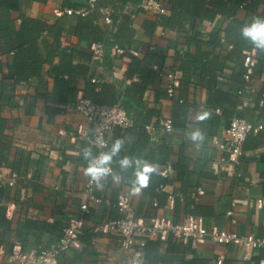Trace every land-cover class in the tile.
Instances as JSON below:
<instances>
[{"label": "crops", "instance_id": "1", "mask_svg": "<svg viewBox=\"0 0 264 264\" xmlns=\"http://www.w3.org/2000/svg\"><path fill=\"white\" fill-rule=\"evenodd\" d=\"M261 1L248 0L232 17L244 23L253 16L264 17ZM66 2L67 0H18L19 9L9 10V16L15 22L23 15L49 23H61L62 34L55 44L58 57L54 62L58 61L60 54L70 53L73 45L84 47L87 42L84 39L78 40L74 16L54 14V9L67 6ZM70 2L71 5H79L83 0ZM130 8H138L131 15L134 33L130 43H125L122 46L123 51L115 54L111 49V33L106 35L107 54L102 62L90 63L92 76L97 80L92 82L90 78L77 77L74 81V100L80 96L88 97L90 92L102 102L129 100L125 95L126 89H129L132 82L140 81L139 72H133L129 68L134 58L141 62L140 68H151L155 71L158 68L154 66H158L161 61L162 68L168 65L176 66L173 59L176 50L179 53L195 51L194 38H188L160 23L154 27L151 35L147 34L145 21H158L159 14L143 11L138 5ZM229 18L217 16L214 21L200 22V38L204 39L201 49L209 52L210 56L219 54L221 49L211 47V32L214 28H222ZM103 30L105 31L104 28ZM84 34L86 35L85 32ZM45 37L51 44V37ZM87 38L91 39L90 42L94 41L92 35ZM222 48L226 51L230 49L224 45ZM0 55V62L3 64V72L0 71V116L6 120V126L0 130V264H11L6 257L14 241L19 240L23 247L54 242L62 226L73 216L80 218L82 222L79 247L61 252L57 258L58 264H121L123 256L118 245L119 237L111 229L95 227L118 216L119 209L115 202L121 195L130 199L136 215L144 221L153 215L172 220L174 212L167 206V199L165 203L154 206L155 198L143 196L142 189L133 191L132 182L128 184L122 180L119 159H113L111 167L120 179L114 181L109 175L99 184L94 182L92 192L102 201L88 198L83 192L87 180L83 169L87 162L82 156V150L89 147L95 149L89 141L91 123L83 114L68 106V103L52 104L42 98H36L31 106L37 94L52 88L54 78L49 65H43L42 81L32 76L27 82L18 83L13 81V76L9 73L13 50L8 41L2 38ZM217 63L208 64V72H204L201 77L192 76L188 84L178 88V95L192 102L195 108L190 109L187 123L173 126L172 132L168 133V145L172 163L177 157H184L187 171L184 179L189 191L183 194L182 179L179 180L176 175L167 178L161 191L171 193L173 199L180 200L178 220L192 214L188 210L193 201L204 206L202 217L206 226L216 225L233 229L238 234L253 233L264 236V207L258 209L255 205V199L264 194L261 181L264 146L256 141L246 142L237 165L241 176L236 177L233 173L234 166L219 160L221 153L214 144L222 125L228 120L226 117L221 118L216 135H203L200 141L191 139V132L197 130L200 110L208 111L205 102L209 86L229 92L238 104L237 110L250 120H257L253 105L258 98L260 86L264 83V72L260 76H253L241 91L237 92L230 88L229 69L225 68L222 59L217 60ZM161 80L160 77L158 80L150 77L142 92V103L163 117H171L175 101L167 97ZM90 84H93V90L90 89ZM216 113L220 114L221 111L216 110ZM155 117L153 116V119ZM78 127H82L86 132L84 136L77 134ZM162 133L164 132L160 135ZM146 136V130L139 123L128 127H114L108 134V145L111 146L117 138H123L125 144L121 149L122 156L129 155L132 149H136L138 157L143 159L153 153V160L150 162L155 165V172L158 174L160 167L157 163L160 156L152 151L153 144ZM12 172L16 173V178L14 183L10 184L8 180ZM196 187L201 188L203 194L193 197L190 191ZM231 200L235 202V206L233 215L229 216L226 211ZM83 203L87 205L85 211L80 208ZM230 218L235 221L231 222ZM34 223H44L47 228H36ZM148 238L156 239L154 236ZM166 238L167 236L160 237L158 246V251L163 254L167 247ZM173 241L176 242L174 247L176 244L177 249L168 252V255L175 261L185 259L194 260L195 264H210L218 254H223V264H264V248L252 249L251 257L247 259L244 258L243 248L233 243L213 242L209 238L202 242L179 239ZM75 254H80L81 259L72 263ZM155 264L164 262L158 260Z\"/></svg>", "mask_w": 264, "mask_h": 264}, {"label": "trees", "instance_id": "2", "mask_svg": "<svg viewBox=\"0 0 264 264\" xmlns=\"http://www.w3.org/2000/svg\"><path fill=\"white\" fill-rule=\"evenodd\" d=\"M140 1L141 0L97 1V5H111L113 7L111 18L115 29L110 32V37L112 36V44L114 41V43L121 49H123L122 46L125 43L129 44L131 41V37L134 33L131 15L134 13L133 11L136 9L138 10V8H129L125 12H123V10L127 3H130L132 6H137ZM243 1L244 0H166L167 11L159 14L158 21H145V32L149 35L152 34L154 27L160 23L168 28L175 29L179 34L196 40V49L193 53H179L177 50L174 52L173 59L176 62V66L172 67H176L181 73L179 87L188 84L191 77L194 75L201 77L204 72H208V67H206L208 64H218L219 61L217 63V60L222 59L225 68L229 69L228 78L230 79V88L235 89V91L238 92L246 84L243 77L246 67L244 66L243 61L244 51L248 50H254L255 58L257 60L252 68L251 77L260 76L264 72V51L256 49L249 41L241 36L240 26L244 24V22L238 18L232 17ZM78 4L81 6L84 5L85 0ZM66 5L77 6V4L74 3L71 5L70 0H67ZM12 8L16 10L19 9L18 0H0V38L8 41L13 50V58L9 72L10 76H13V81L18 83L27 82L32 76H36L39 78V81H42V69L44 63H46L49 65L51 74L54 78L52 88L51 90H46L44 93L37 94L30 105H34L36 98H42L46 102L59 105H66L69 102H73L75 79L77 77H87L89 79L93 74L90 65L91 54L88 46L96 41L105 40L106 43L108 41L102 25L96 22V19L99 18V13L97 11H91L86 16L78 14L70 15L74 16L77 22L76 33L78 35V40H86V45L84 47H81L79 44L73 45L70 53L60 54L58 61L54 62V59L58 57V51L56 50L55 44L62 34L61 23H49L39 18L23 15L19 17L18 22H15V20L11 19L9 16V10ZM217 16L231 18L227 19L222 28H214L211 32V35L213 36L211 47H219L221 49L219 54H212L210 56L209 52L201 49L204 39L200 38V22L202 20L214 21ZM46 35L51 37V44L48 43L45 37ZM89 35L93 36L92 40L94 41L90 42L91 39L87 38ZM221 38L231 45L229 50L226 51L222 48L223 43L220 40ZM140 64V61H136L135 58L133 59V63L129 68H131V71L133 72H139L140 81L132 82L129 89H126L125 95L130 101L124 99L121 102L132 110L133 123H139L144 127L145 124H148L153 120V116H158L159 113L148 109L143 105L142 92L145 85L150 81V77H154L157 80L159 77L161 78L160 72L163 63L161 61L157 66L158 70L155 71L151 68H140ZM0 71L3 72V64L1 62ZM90 85V89L93 90V84ZM87 96L94 101H98L95 94L92 92L88 93ZM178 98L181 100H174L175 102L171 112L173 126L187 123L190 109L195 108L192 102L183 98L182 95L179 94ZM205 105L208 111H204V109L200 110L199 117L205 112L209 113V115L204 119L199 118L197 129H199L206 137L216 135L221 118L226 117L229 120L233 116H241L250 120L237 110L238 104L233 95L229 92L219 91L213 86L207 87ZM253 109L257 112V120L251 121L262 122L263 127L256 134H249L246 137L242 149L244 145L246 146L247 141L250 143H254V141L257 143L260 142V144L264 146V83L260 86L258 98L253 105ZM216 110L221 111V113L217 114ZM153 123L158 127V120H154ZM226 123L224 122V124ZM5 126L6 120L0 116V130ZM118 127L119 126H116V128ZM146 137L149 139V135ZM169 138L170 134L164 132L159 135L157 143H153L149 140L153 144L152 151L160 156L159 162L157 163L160 168L165 164L166 160L171 159V150L168 145ZM109 146L110 145L107 144L105 147L101 148L100 151L106 150ZM92 151L97 153L96 148L92 149ZM122 154V151H120L118 156L113 159H119L122 157ZM128 156L138 157V152L136 149H132ZM146 159L149 162L152 161L153 153L147 155ZM183 160V155L177 157V160L173 161L172 166L175 171V177L179 180L182 179L183 184L180 181L181 190L183 194H186L189 189H186L184 176L187 171ZM119 172L122 175L123 182L128 184L132 182V168L123 171L119 170ZM165 181H167V178L161 176L159 173L157 174L154 172L151 174L147 186L142 188L143 196L147 195L149 199L155 198L156 203L159 205L165 203L167 194L156 189L159 184L164 183ZM261 181L264 186V155ZM190 205L191 206L188 210L189 213L201 214V216L204 214L203 210L205 209L203 205L196 204L193 201ZM179 209L180 200L175 198L172 206L174 212L172 221L174 222L179 221L177 217ZM34 227L46 229L47 225L44 223H34ZM61 230L62 228L60 229L59 234L61 233ZM174 239L177 238H174L171 235L167 236V247L163 254L158 251V246L161 241L160 237L156 236V239L153 240L148 238L144 247V259L141 264H155L158 260L163 261L164 264H195L194 260L184 259L175 261L170 259L168 252L177 249L176 244L174 247V243H176L173 241ZM80 259V254H75L72 263L78 262Z\"/></svg>", "mask_w": 264, "mask_h": 264}, {"label": "built area", "instance_id": "3", "mask_svg": "<svg viewBox=\"0 0 264 264\" xmlns=\"http://www.w3.org/2000/svg\"><path fill=\"white\" fill-rule=\"evenodd\" d=\"M97 1L85 0V4L82 6L56 8L54 9V14H78L86 16L91 11H97L99 18L96 19V22L103 26L105 35L108 36L115 29L111 18L113 7L111 5H97ZM247 2L248 0H244L240 7H243ZM261 4L264 14V0L261 1ZM131 6L130 3H127L123 12ZM138 6L144 11H154L157 14L164 13L167 7L166 0H141ZM220 40L226 48H231V45L226 43L223 38ZM88 47L91 54L90 63L98 64L102 62L108 51V45L105 40L93 42ZM111 49L115 54L123 51L115 43L111 45ZM256 61L254 50L244 51L243 63L246 71L243 77L246 82L252 78L251 72ZM154 68L158 67L154 66ZM160 76L167 97L172 98L173 101H180L181 99L178 98L177 93L181 77L180 71L177 68H173L172 65H168L161 68ZM90 80L96 82L97 79L93 75L90 77ZM67 105L83 114L91 123V137L89 141L97 149V152H100V149L103 148L101 145L106 146L108 144V134L114 127H126L133 123L132 110L121 101L115 103L98 102L90 97L80 96ZM154 120H158V127L153 123ZM144 127L149 135V140L153 143H157L161 132L170 133L173 130L171 117H163L161 115L156 116L150 123L145 124ZM262 127V122H252L245 117L233 116L226 124L222 125L219 134L215 138V147L221 153L219 160L233 165V173L236 177L241 176V171L237 169V165L243 152V142L249 134H256ZM77 134L84 136L86 132L82 127H78ZM158 173L166 178L174 177L175 171L172 166V160H166L165 164L158 170ZM15 178L16 173L12 172L8 182L10 184L14 183ZM93 184L94 182H91L87 177L83 192L94 201H102L93 194ZM163 187L164 183H161L156 189L161 191ZM201 194H203V190L199 187L190 191V195L193 197H198ZM173 200V195L168 193L167 206L169 208H172ZM115 203L119 209L118 216L107 220L100 226L95 227V229L98 227L104 230L111 229L119 237L118 245L123 256L121 264L142 263L144 259V247L148 236L163 238L171 235L181 241L193 240L195 242H202L206 238H209L213 242L233 243L243 248L244 258L247 259L251 257L252 249L264 248V236H258L253 233L238 234L233 229L216 225L206 226L204 218L199 214H187L186 217L177 222L159 215L149 216L148 220L144 221L136 215L135 208L127 196H118ZM156 204L154 200L153 205L155 206ZM255 205L258 209L264 207V194L255 199ZM234 206L235 202L231 200L229 208L226 211L227 215H233ZM80 208L82 211H85L87 209L86 203L81 204ZM230 221L234 222L235 219L230 218ZM81 223L80 218L70 217L68 222L63 225L61 233L58 234L56 240L49 244L23 247L19 240L14 241L7 254V261L11 264H58L57 258L61 252L67 251L72 247H79ZM223 260V254H218L210 264H223Z\"/></svg>", "mask_w": 264, "mask_h": 264}, {"label": "clouds", "instance_id": "4", "mask_svg": "<svg viewBox=\"0 0 264 264\" xmlns=\"http://www.w3.org/2000/svg\"><path fill=\"white\" fill-rule=\"evenodd\" d=\"M240 34L256 49L264 51V17L253 16L248 22L240 26ZM208 115L209 113L205 112L199 118L204 119ZM190 135L193 141H200L203 138V134L199 129L192 131ZM124 144L125 140L123 138H117L106 150L97 153H94L91 147L83 149L82 156L87 162L86 167L83 169V175L97 184L109 175L112 176L114 181H118L120 177L113 172L111 165L113 158L118 156ZM101 147L105 146L101 145ZM118 164L122 171L129 168L133 169L132 190L135 192L146 187L151 174L156 171L154 164L141 157L124 155L119 158Z\"/></svg>", "mask_w": 264, "mask_h": 264}]
</instances>
